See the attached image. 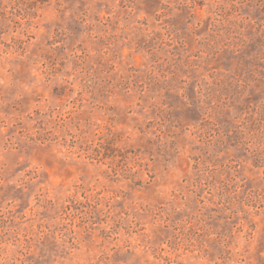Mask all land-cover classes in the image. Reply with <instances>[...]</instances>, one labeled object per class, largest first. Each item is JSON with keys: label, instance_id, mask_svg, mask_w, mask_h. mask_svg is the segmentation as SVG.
Returning <instances> with one entry per match:
<instances>
[{"label": "rangeland", "instance_id": "obj_1", "mask_svg": "<svg viewBox=\"0 0 264 264\" xmlns=\"http://www.w3.org/2000/svg\"><path fill=\"white\" fill-rule=\"evenodd\" d=\"M0 264H264V0H0Z\"/></svg>", "mask_w": 264, "mask_h": 264}]
</instances>
